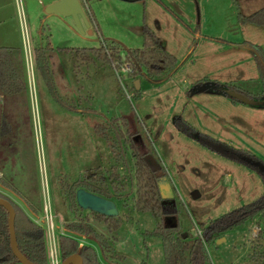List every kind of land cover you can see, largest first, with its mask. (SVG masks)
Returning a JSON list of instances; mask_svg holds the SVG:
<instances>
[{"label": "rangeland", "instance_id": "374dc122", "mask_svg": "<svg viewBox=\"0 0 264 264\" xmlns=\"http://www.w3.org/2000/svg\"><path fill=\"white\" fill-rule=\"evenodd\" d=\"M28 1L14 0L15 12L21 21L24 50L27 39L31 45L28 52L33 55L34 73L31 75L26 56L24 60L31 121L21 132L24 140L17 153L21 160L11 154L5 169H0V177L13 181L21 190L24 188L22 195L28 200L30 195L33 204L38 200L42 203L40 213L33 218L44 227L47 245L42 197L44 183L49 185L56 231L60 237L68 233V221L76 219L78 214L87 216L89 211L80 207L77 199V206L74 205L66 183L86 179L95 170L109 182L119 208L121 224L116 230L110 231L108 224L95 214L89 216L98 231L110 237L114 247L112 253L124 257L113 259L122 264H167L162 239L149 233L160 218L136 206V159L129 146L125 115L129 122L139 126L151 153L162 165L165 172L162 176L168 179V184H163V192L177 201L180 230L192 237H202L210 264L245 263L259 233V215L220 233H206L205 228L212 219L257 199L264 191L263 178L246 162L237 163L227 154L197 144L186 133L182 136L184 131L179 132L173 118H179L178 114H181L184 121L188 118L196 125L185 128L188 132L195 134L201 129L216 138H223L254 154L260 159L259 165L264 167V104L249 105L241 101L236 104L227 100L221 91L227 88L222 84L233 80L232 83L241 89L264 100V64L258 62L252 51L239 46L251 38L264 50V28L244 24L238 16L239 10L252 12L264 5V0H238L239 5L235 0H81L87 12L89 9L94 11L98 21L97 27L93 25V32L85 34L77 29L72 16L31 14ZM32 1L38 4V0ZM145 23L169 42V50L177 53L181 61L195 48L191 60L170 84L180 90L177 95L167 98L169 106L155 96L156 104L163 105L165 112L158 114L156 108H151L146 114L141 99L153 96L145 89L146 85L167 78L174 69L153 79L146 77L144 66L137 70L118 56L109 63L100 58L86 62L76 52L69 54L63 64L67 65L66 70L74 73L75 89L69 94L62 88L61 91L62 96L79 109L65 108L53 98L36 69L35 47L48 43L49 38L55 45L100 46L115 40L125 46L141 47ZM34 24L37 28L42 27L39 33L34 32ZM138 78L142 81L140 90L135 87ZM184 79L188 83L181 89ZM193 93H197L194 98L185 96H193ZM33 96L38 101L35 108ZM17 99L20 109L16 111H20L24 102L21 97ZM87 107L96 108V114L83 113L82 109L88 110ZM171 109H174L173 113H170ZM93 122H101L107 127L117 123L122 127L125 135L121 141L111 129L117 139L116 148L95 130ZM169 131L173 133L172 139L168 138L170 133L165 135ZM226 171H232L233 175H227ZM0 191L31 213L25 201L15 193L3 186ZM76 236L80 245L91 244L100 250L90 237ZM99 258L110 264L102 252H99ZM10 264L23 263L12 261Z\"/></svg>", "mask_w": 264, "mask_h": 264}, {"label": "trees", "instance_id": "16d2710c", "mask_svg": "<svg viewBox=\"0 0 264 264\" xmlns=\"http://www.w3.org/2000/svg\"><path fill=\"white\" fill-rule=\"evenodd\" d=\"M235 1L239 5L238 0ZM238 16L242 23L250 22L264 27V5L249 13L239 10ZM143 33L144 44L141 47H129L122 45L118 41L109 40L100 46H67L65 48L70 50L71 53L76 52L77 56L83 57V60L86 62L100 58L110 63L118 56L123 61H128L137 70H140V66H144L147 70L145 71L147 72L146 75L153 79L167 70L175 69L178 66V58L174 53L165 48L157 32L145 23L143 25ZM54 54L55 48L50 43L46 46L40 45L35 47L36 69L45 80L49 91L59 102L66 105L69 109H79L77 106L69 103L68 100H65L57 87L55 79L56 70L54 67L55 60H53ZM224 86L236 87L235 84L229 83H225ZM224 86L222 84V87ZM0 94H3L5 99L7 97L13 99L21 97L24 102V106L20 111L4 109L0 104V169L4 170L5 164L8 162L11 154L19 156L17 153L21 151L20 142L24 140L21 135L24 129L23 126L27 127L31 121L28 80L24 58H20L18 61L15 60L12 52L6 47H0ZM230 97L233 101H238L236 97ZM82 112L96 114V109H82ZM123 118L125 125L128 126L129 146L132 149V155L136 159L135 172L138 185L136 206L142 211H151L160 218L157 226L149 233L162 239L167 264H210V257L202 237H192L185 231L180 230L177 201L174 197L165 196L160 187L159 179L165 174L162 171V165L160 162L158 164L150 163L145 158L148 153H151L147 138L135 122H129V117L125 115H123ZM182 123L186 126H191L184 120H182ZM119 126H117V123H113L111 127H107L101 122H94L95 130L105 136L114 148L117 147V139L114 138L111 129L119 141L125 135V131ZM201 141L212 150L227 154L231 158L241 162H246L250 167L259 171L264 181V167L250 161L251 158L260 161L254 154L243 148L235 147L227 141L216 139L206 134L201 136ZM247 157L250 159H247ZM17 159L21 160L19 157ZM6 180L0 177V186L6 187L19 198L23 199L28 210L31 212V215L28 214L22 205L0 191V197L9 199L15 207V227L21 251L36 263L49 264L45 229L42 225L36 223L33 218L40 213L42 203L40 204L38 200L37 203L33 204L32 200H30L32 199L30 195H28L29 200L22 195L24 188L21 190L13 181L10 182L7 178ZM66 184L69 198L76 206V190L79 187H85L90 191L114 199V192L110 188L109 182L103 174L96 173L95 170H92L86 179ZM90 214H95L98 218H102L108 224L110 231L120 227V215L109 216L93 210H89L87 216L78 214L76 219L66 223L68 233H63L59 237L62 260L73 253H80L84 259V264H108L100 260L99 251L93 245L86 243L80 245L76 235H86L97 242L100 252H102L104 258L110 264H122L113 258L120 260L124 259V257L120 254L112 253L114 247L111 245L110 237L98 231L89 219ZM257 215L260 216L259 233L251 244L252 248L249 251V259L247 258L248 260L244 264H264V191L257 199L212 219L210 224L205 228L206 233H220L230 230L244 224ZM8 220L9 214L7 208L0 205V264L1 262H9L7 264H10L12 261H19L11 247ZM123 264H126V262H123Z\"/></svg>", "mask_w": 264, "mask_h": 264}, {"label": "crops", "instance_id": "0c3cea01", "mask_svg": "<svg viewBox=\"0 0 264 264\" xmlns=\"http://www.w3.org/2000/svg\"><path fill=\"white\" fill-rule=\"evenodd\" d=\"M55 1H57V0H38V4H35L34 3L35 1L29 0L28 1V8H29V11L31 14L41 13V14H46L48 17L51 16L52 14H59L62 16H68V15H63L61 13H57V12H47L46 11V8L48 7V5H50L51 3L55 2ZM16 9H17V6H16V3L14 2V0H0V47H6L9 51L12 52L15 60L18 61V60H20V58H24V60H25V50H24V44L22 43V40H21V25H20L21 21H19V19L17 18V13L15 12ZM86 13H87V16H88V19L90 22V28L93 30V25L95 24L96 27L98 25V21L96 20V15L92 9H89V11L88 12L86 11ZM252 24H254V23H252ZM41 28H42L41 26L39 28H37L36 24L33 25V29H34L35 33H37V32L39 33L42 30ZM53 34L54 33H51L52 36H53ZM157 34L159 35V33H157ZM143 35H144V33H143ZM161 40H162V43L165 46V48L167 50H169V48H168L169 42L162 37H161ZM48 43H50L55 48V54H54L53 60H55L54 61L55 62L54 67L56 70L55 79H56L57 87H58L61 94H62L61 88L65 90V93H68V92L71 93V92H73V89H75V87L73 85V82H74V80H73L74 75L73 74L74 73L72 71L66 70L67 65H64L63 63H64L65 58H67L69 56V54H73V52L71 53L70 50H67L65 47H67V46L72 47L73 45H70V44H57V45H55L54 43H52V40H50V38L48 40ZM48 43L40 44V45L46 46ZM243 43L245 44V47H244V44H243V46H241V45H239V46L243 47L249 51H252L254 53V55H256L258 62H261V63L263 62V64H264V50H263L262 46L256 40L254 41L251 38L245 39ZM84 47H88V46H84ZM169 51H171V50H169ZM171 52L177 56L178 66L173 70V73L171 75H169L167 78H165L161 81L149 83L148 85H146L145 89L150 92V95H153V96H145L141 99L142 103H143V107H144L143 109L145 110L146 114L149 113L151 108H156L155 113H158V114H160L161 112L162 113L165 112L163 105H157L156 104L155 96L158 97V100L160 99L162 102L165 103V105L169 106L167 98L172 96V95H175V94L177 95L178 91L180 90L179 88H178L179 89L178 90L176 87H173L174 85L170 86V84H172V81H174L173 78L176 77V75L181 72L182 67L185 64H188V62L191 60L190 58L194 54L195 48L193 50H191L187 54V56L184 58V60H182V61L179 58V56L177 55V53H175L173 51H171ZM260 76H261V74H260ZM146 77H148V76H146ZM261 78H262V76H261ZM191 80L194 81V78ZM232 82H233V80L229 84L233 85L234 83H232ZM262 82H263L262 84L264 86V81H262ZM135 83H136V81H135ZM186 83H188V82L184 79L183 84H181V86H182L181 89L183 87H186V85H185ZM140 84L141 85L139 88L141 89V87H142V81L141 80H140ZM235 86H236L235 88L240 89L241 91H243L245 93H249V92L241 89V87H239L237 84ZM263 86H262V88H264ZM225 87H234V86H225ZM136 88H137V86H136ZM139 88H137V89H139ZM143 90H144V88H143ZM221 91L223 92V94H224L223 96H225L227 98V100H230L231 102H234L236 104L238 103L239 100L236 102L232 101L230 95L228 93H226L225 90L221 89ZM50 94L53 96V94L51 92H50ZM249 94L253 95L251 93H249ZM196 95H197V93H193V96H190V97L187 95H185V96L187 98L191 99V98H194V96H196ZM253 96H256V95H253ZM256 97H258V96H256ZM53 98L60 105L64 106L65 108H68L66 105H63L61 102H59L55 97H53ZM65 100H67V99H65ZM0 104L3 106L4 109H7V110H13V109L19 110L20 109V107L18 105L19 99H13L11 97L10 98L7 97L5 99L3 94H0ZM173 111H174V109H171L170 113H173ZM178 115H180L179 118H175V117L174 118L172 117V118L176 119V123L174 120L173 121L175 123L176 128L179 130V132L181 133L182 130L184 131V133H181V135L183 136V134L186 133L191 138H193L192 140H194V142L204 146L205 144L201 141V138L197 139L196 137H192L189 134L190 132H188L185 129L188 126H186V125H184V123H182V120H184V119L181 118V114H178ZM148 116H147V118H148ZM185 120L190 125H194V124H192V122L188 118H186ZM194 126H196V125H194ZM196 132L199 133L200 136H202L203 134L212 136L208 132L203 131L201 129H199ZM168 133H170V137L168 136V138L172 139L173 133L171 131H169L165 135L167 136ZM212 137H214V136H212ZM216 139H219V138H216ZM220 140L226 141L223 138ZM232 145H234V144H232ZM235 147H237V146H235ZM238 147L242 148L240 146H238ZM210 150H212V149H210ZM236 161H237V163L241 162L239 160H236ZM225 173L227 175H233L232 171H226ZM99 252H100V250H99ZM242 264H244V262Z\"/></svg>", "mask_w": 264, "mask_h": 264}, {"label": "water", "instance_id": "95a60500", "mask_svg": "<svg viewBox=\"0 0 264 264\" xmlns=\"http://www.w3.org/2000/svg\"><path fill=\"white\" fill-rule=\"evenodd\" d=\"M47 12H57L63 15L72 16L75 25L79 31L82 33H92L93 30L90 28V22L84 8L83 2L81 0H57L46 8ZM87 28V29H86ZM140 79L136 80L137 88L140 87ZM226 93L230 96L236 97L239 101L244 102L249 105H263L264 100L260 97L250 95L245 93L240 89L235 87H227L224 89ZM146 160L153 164H158L159 161L152 153H148L145 156ZM160 187L164 191V183L168 184V179L165 176H162L159 179ZM164 194V192H163ZM76 199L80 207L84 209H89L97 211L109 216H116L119 214V208L116 201L112 198L106 197L104 195L90 191L85 187H79L76 190ZM0 205H3L7 208L9 214V229H10V243L13 250V253L18 258V260L23 264H39L27 257L20 249L16 227V210L13 203L5 198L0 197ZM219 241V240H218ZM61 264H84V259L80 253H73L66 259L62 261Z\"/></svg>", "mask_w": 264, "mask_h": 264}, {"label": "built area", "instance_id": "2783aa9c", "mask_svg": "<svg viewBox=\"0 0 264 264\" xmlns=\"http://www.w3.org/2000/svg\"><path fill=\"white\" fill-rule=\"evenodd\" d=\"M25 56L27 58V62L29 65V74L31 75V72L34 73V64H33V55L31 51V45L29 41L26 39L25 43ZM28 48H30L28 50ZM32 70H31V66ZM32 89V87H31ZM33 90L31 91V93ZM36 103H38L37 99L33 96V107H36ZM42 197H43V210H44V219H45V228L47 231V240H48V254H49V264H61L62 258L60 253V244H59V235H57L56 231V223H55V214L52 207V200H51V194L49 190V185L47 183H44L42 188Z\"/></svg>", "mask_w": 264, "mask_h": 264}, {"label": "flooded vegetation", "instance_id": "af4514ba", "mask_svg": "<svg viewBox=\"0 0 264 264\" xmlns=\"http://www.w3.org/2000/svg\"><path fill=\"white\" fill-rule=\"evenodd\" d=\"M225 87V86H224ZM224 90V89H223ZM174 121H175V123H176V120L175 119H173ZM179 128V127H178ZM192 137H196L197 139H200L201 138V136H200V134L199 133H197V132H195V134H193V133H189ZM247 159H250L249 157H247ZM250 161H252L254 164H259V160H255V159H253V158H251L250 159ZM263 167V166H262Z\"/></svg>", "mask_w": 264, "mask_h": 264}]
</instances>
